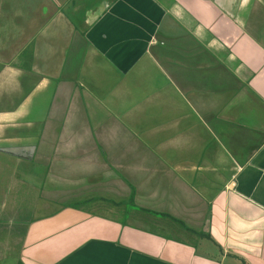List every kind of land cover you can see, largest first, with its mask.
I'll return each mask as SVG.
<instances>
[{
	"label": "crops",
	"instance_id": "1",
	"mask_svg": "<svg viewBox=\"0 0 264 264\" xmlns=\"http://www.w3.org/2000/svg\"><path fill=\"white\" fill-rule=\"evenodd\" d=\"M14 188L18 264H264V0H0Z\"/></svg>",
	"mask_w": 264,
	"mask_h": 264
},
{
	"label": "rangeland",
	"instance_id": "2",
	"mask_svg": "<svg viewBox=\"0 0 264 264\" xmlns=\"http://www.w3.org/2000/svg\"><path fill=\"white\" fill-rule=\"evenodd\" d=\"M18 166L15 163V167ZM19 174L15 172L14 176L20 179ZM13 193L14 199H0V264H18L17 254L25 218L32 214L29 210L30 199L24 197L23 190L14 188Z\"/></svg>",
	"mask_w": 264,
	"mask_h": 264
}]
</instances>
